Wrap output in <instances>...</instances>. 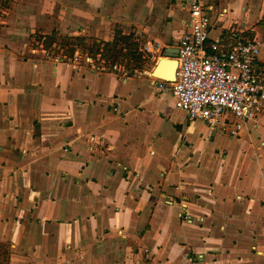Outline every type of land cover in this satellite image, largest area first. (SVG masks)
<instances>
[{
	"label": "crops",
	"instance_id": "crops-1",
	"mask_svg": "<svg viewBox=\"0 0 264 264\" xmlns=\"http://www.w3.org/2000/svg\"><path fill=\"white\" fill-rule=\"evenodd\" d=\"M201 1L211 40H264V0ZM192 2L0 8V264H264V112L235 135L212 130L150 72L73 67L34 40L111 42L119 27L158 59L189 31Z\"/></svg>",
	"mask_w": 264,
	"mask_h": 264
},
{
	"label": "built area",
	"instance_id": "built-area-1",
	"mask_svg": "<svg viewBox=\"0 0 264 264\" xmlns=\"http://www.w3.org/2000/svg\"><path fill=\"white\" fill-rule=\"evenodd\" d=\"M188 24L189 31L182 35L177 46L175 81L155 80V90L168 93L175 109L185 114L189 121H200L212 130L235 135L244 124L256 121L264 112V71L255 70L264 52V40L245 38L238 31L211 40V17L201 0L191 3ZM144 50L147 53V48ZM45 56L52 58L47 53ZM99 58L98 55L95 60L100 61ZM53 59L68 62L73 67L112 72L123 80L137 75L136 70L128 74L119 65L111 68L96 65L93 57H82L79 51L66 61L60 57ZM181 214L184 221L190 220L184 206Z\"/></svg>",
	"mask_w": 264,
	"mask_h": 264
},
{
	"label": "trees",
	"instance_id": "trees-1",
	"mask_svg": "<svg viewBox=\"0 0 264 264\" xmlns=\"http://www.w3.org/2000/svg\"><path fill=\"white\" fill-rule=\"evenodd\" d=\"M6 1H0V8L6 4ZM34 40L52 58L72 59L76 51L83 50L94 59L99 55V59L110 67L123 65L129 74L135 70H143L144 65L148 63V59L140 52V44L143 40L133 33L124 34L119 27L114 30L111 42L94 40L88 44L84 38H73L56 33L47 36L35 35Z\"/></svg>",
	"mask_w": 264,
	"mask_h": 264
},
{
	"label": "water",
	"instance_id": "water-1",
	"mask_svg": "<svg viewBox=\"0 0 264 264\" xmlns=\"http://www.w3.org/2000/svg\"><path fill=\"white\" fill-rule=\"evenodd\" d=\"M176 54L177 50L171 54L166 49H162L160 51V57L158 59L151 60L150 56L149 60L154 63V66L150 72L151 78L164 82H174L178 67ZM170 76H172L173 79H170Z\"/></svg>",
	"mask_w": 264,
	"mask_h": 264
},
{
	"label": "rangeland",
	"instance_id": "rangeland-1",
	"mask_svg": "<svg viewBox=\"0 0 264 264\" xmlns=\"http://www.w3.org/2000/svg\"><path fill=\"white\" fill-rule=\"evenodd\" d=\"M143 44H144V42L143 43H141L140 44V52L143 54V56L144 57H146L147 59H148V63L146 64V65H144V68H143V70H146V71H148V72H151V70H152V68H153V66H154V63H152L150 60H149V56H148V54L146 53V51L143 49ZM79 52H81L82 53V57H84V56H86L88 53L86 52V51H83V50H78ZM148 56V57H147ZM65 61L66 60H69V59H64ZM93 62L96 64V65H98V64H103L104 66H106V67H109V68H111L108 64H106L104 61H99V60H93ZM119 66H121L122 68L124 67L123 65H119ZM126 71V70H125ZM128 72V71H127ZM137 72H140L139 70H137ZM128 74H129V72H128ZM203 125V124H202Z\"/></svg>",
	"mask_w": 264,
	"mask_h": 264
},
{
	"label": "bare ground",
	"instance_id": "bare-ground-1",
	"mask_svg": "<svg viewBox=\"0 0 264 264\" xmlns=\"http://www.w3.org/2000/svg\"><path fill=\"white\" fill-rule=\"evenodd\" d=\"M170 79H173V77H172V76H170Z\"/></svg>",
	"mask_w": 264,
	"mask_h": 264
}]
</instances>
